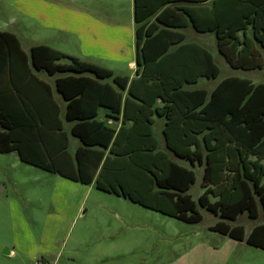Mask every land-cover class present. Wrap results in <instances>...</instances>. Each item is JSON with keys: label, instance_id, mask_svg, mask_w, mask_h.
Segmentation results:
<instances>
[{"label": "trees", "instance_id": "1", "mask_svg": "<svg viewBox=\"0 0 264 264\" xmlns=\"http://www.w3.org/2000/svg\"><path fill=\"white\" fill-rule=\"evenodd\" d=\"M133 14L138 67L131 80L45 44L26 54L14 33L0 30V152L17 150L28 164L198 222L188 193L194 170L159 149L153 133V116L163 117L165 147L203 165L198 203L221 218L209 228L264 249V222L245 236L243 225L226 221L264 213V82L230 75L210 91L190 87L217 78L220 67L206 47L184 41L188 27L212 32L231 68H263L264 0H133ZM31 68L58 74L64 119L81 142L73 154L61 120L50 122V87ZM100 107L119 126L99 120Z\"/></svg>", "mask_w": 264, "mask_h": 264}, {"label": "rangeland", "instance_id": "2", "mask_svg": "<svg viewBox=\"0 0 264 264\" xmlns=\"http://www.w3.org/2000/svg\"><path fill=\"white\" fill-rule=\"evenodd\" d=\"M8 1L7 5L0 2V30L19 33L26 48L32 29H22L17 21L8 20L21 16L11 8L9 12ZM187 32V39L198 40L220 67L217 78L201 80L198 86L211 90L230 75L264 82V66L255 70L231 68L218 52L212 33L197 34L190 28ZM38 75L49 78L46 73ZM161 126V121L155 124L157 133ZM156 132L159 149L189 167L187 161L169 153ZM70 142L73 149L79 141L74 137ZM15 156L0 153V264H40L42 260L55 264L57 254L59 263L69 264L85 262L90 256L93 264H264V249L209 228L221 218L198 203L203 165L193 167L196 178L188 190L202 219L186 222L94 186L88 192V185L17 161ZM226 221L231 226L243 225L248 233L255 224L264 222V213L259 209L257 218L245 212L235 221ZM4 249H16L17 255ZM23 251L32 252L33 258Z\"/></svg>", "mask_w": 264, "mask_h": 264}, {"label": "crops", "instance_id": "3", "mask_svg": "<svg viewBox=\"0 0 264 264\" xmlns=\"http://www.w3.org/2000/svg\"><path fill=\"white\" fill-rule=\"evenodd\" d=\"M0 2L7 5V0H0ZM8 8L9 12L11 8L21 14V16L14 15L13 17H9V21L12 23L17 21V24L22 29L28 30L31 28L33 30H31L32 38L26 39V48L23 46V41L19 33L9 31L17 36L20 45L26 54L29 53L32 45L45 44L65 54L75 56L83 61L92 62L106 67L115 75L128 76L129 80L137 75L136 69L138 65L136 63L135 49V30L137 24L134 21L133 0H9ZM3 10L6 11L5 6H3ZM189 28L192 29L191 27L185 29L186 37L184 41H194L201 44L198 40L187 39V30ZM192 31L197 34L212 33L197 32L194 29H192ZM124 65H126V69L124 68ZM31 72L49 85L50 97L56 104V112L51 108L50 113L48 114L50 122L58 123V119L61 120L63 130L66 132L69 142L68 150L73 154L81 142L77 137L70 133L71 123L64 119L66 100H64L63 96L55 87V78L58 74L49 75L43 70L37 71L34 68H31ZM38 72L46 73L49 78L39 76ZM7 80L8 73L5 72L3 74V82H6ZM201 80L213 79L201 77L196 84H193L190 87H200L198 84ZM207 90L210 91L209 89ZM123 94H126V90L123 91ZM45 99L49 103L47 97ZM105 112L106 109L100 107L98 109L97 118L99 120H105L108 124L119 126L120 120L115 121L111 118H107ZM153 118V133L156 132L155 124L159 121L162 123L160 132L156 133L160 135V140L164 143L162 133L163 117L154 115ZM74 137L77 138L79 142H77L72 149L70 139ZM0 153L5 155L15 153V159H17V161H22L17 150ZM169 153L172 156L177 157L172 152L169 151ZM198 165L199 164L197 163H189V168L193 169V167ZM61 177L65 178L63 176ZM65 179L71 180L68 178ZM74 182L80 183L78 181ZM84 185H88L89 192L91 187H95V181L93 180L91 183ZM247 234L248 233H245V236ZM5 250H8L7 253L12 256L17 255L16 249ZM23 252L25 255H29L31 259L33 258L32 252ZM58 257L57 254L54 259V262H56L55 264H69V262L59 263L58 260H56ZM44 261L45 260H42V262ZM79 264H93L92 256H90L87 261Z\"/></svg>", "mask_w": 264, "mask_h": 264}, {"label": "built area", "instance_id": "4", "mask_svg": "<svg viewBox=\"0 0 264 264\" xmlns=\"http://www.w3.org/2000/svg\"><path fill=\"white\" fill-rule=\"evenodd\" d=\"M40 264H47L46 262H41Z\"/></svg>", "mask_w": 264, "mask_h": 264}, {"label": "water", "instance_id": "5", "mask_svg": "<svg viewBox=\"0 0 264 264\" xmlns=\"http://www.w3.org/2000/svg\"><path fill=\"white\" fill-rule=\"evenodd\" d=\"M3 251H4L5 253H7L8 250H5V249H4Z\"/></svg>", "mask_w": 264, "mask_h": 264}]
</instances>
